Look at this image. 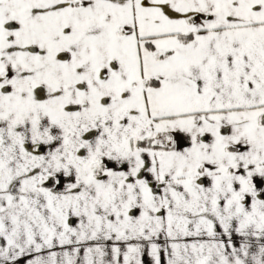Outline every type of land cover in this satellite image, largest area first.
Wrapping results in <instances>:
<instances>
[{"label": "snow or ice", "instance_id": "6c2138e0", "mask_svg": "<svg viewBox=\"0 0 264 264\" xmlns=\"http://www.w3.org/2000/svg\"><path fill=\"white\" fill-rule=\"evenodd\" d=\"M0 264H264V0H0Z\"/></svg>", "mask_w": 264, "mask_h": 264}]
</instances>
